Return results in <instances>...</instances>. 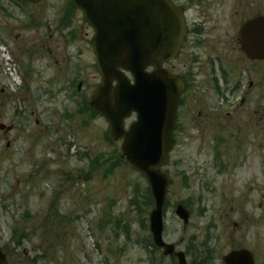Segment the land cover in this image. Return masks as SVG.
Listing matches in <instances>:
<instances>
[{"label": "rangeland", "instance_id": "obj_1", "mask_svg": "<svg viewBox=\"0 0 264 264\" xmlns=\"http://www.w3.org/2000/svg\"><path fill=\"white\" fill-rule=\"evenodd\" d=\"M66 2L0 0V247L9 264H176L147 246L151 205L142 215L130 206L145 179L128 165L113 168L121 142L110 143L107 122L85 109L100 77L81 13L74 38L54 31ZM260 68L245 106L224 110V148L184 139L163 168L171 180L164 241L184 253L207 241L213 264L222 254L223 204L224 256L245 249L264 264ZM223 151L224 174L220 159L214 164ZM178 203L190 212L186 226L174 215Z\"/></svg>", "mask_w": 264, "mask_h": 264}, {"label": "water", "instance_id": "obj_2", "mask_svg": "<svg viewBox=\"0 0 264 264\" xmlns=\"http://www.w3.org/2000/svg\"><path fill=\"white\" fill-rule=\"evenodd\" d=\"M72 1L95 32L92 42L101 85L89 105L108 121L110 138L123 140L121 158L145 177L152 200V240L170 256L173 246L162 242V210L169 179L161 167L171 148L176 106L184 87L162 66L180 49L182 17L166 0ZM241 47L250 59L264 60V28L255 33L254 24L247 25ZM150 68L152 72H147ZM126 74L131 75L133 84ZM132 113L136 120L125 132L123 122ZM175 214L188 223L189 214L183 206H177ZM176 257L178 264H186L182 253ZM224 263L254 264V260L248 251L240 250L224 257ZM0 264H8L1 250Z\"/></svg>", "mask_w": 264, "mask_h": 264}, {"label": "flooded vegetation", "instance_id": "obj_3", "mask_svg": "<svg viewBox=\"0 0 264 264\" xmlns=\"http://www.w3.org/2000/svg\"><path fill=\"white\" fill-rule=\"evenodd\" d=\"M167 1L180 12L184 24L181 49L168 65L185 86L177 105L173 141L175 144L184 139L201 142L207 137L224 148V110L235 111L245 106L260 84V66L264 60L249 59L242 52L241 40L249 23L255 22V33L264 28V0ZM68 2L64 8L59 7L54 31L70 37L75 31L72 30L73 22L81 12L70 8ZM81 19L83 21L82 14ZM86 28L90 31V41L93 32ZM52 37L49 35L50 39ZM256 42H259L257 38ZM214 159V164L220 159L224 174V151ZM221 220L223 236L219 264H224V204ZM210 230L211 227L206 226L205 235ZM204 243H196L195 249L203 248ZM200 254L195 251L196 257ZM204 255L208 257L206 251Z\"/></svg>", "mask_w": 264, "mask_h": 264}, {"label": "trees", "instance_id": "obj_4", "mask_svg": "<svg viewBox=\"0 0 264 264\" xmlns=\"http://www.w3.org/2000/svg\"><path fill=\"white\" fill-rule=\"evenodd\" d=\"M85 107L87 109L86 104H85ZM120 164H123V162L118 157H116L115 162L113 163V168L120 165ZM113 168H110L109 171L112 170ZM136 192H137V189H134V191H133L134 196L130 200V206L137 210L138 215H142L143 211L141 208L144 207L145 202H147L151 205V200L149 197V191H148V188H146L143 191H140L139 195Z\"/></svg>", "mask_w": 264, "mask_h": 264}]
</instances>
